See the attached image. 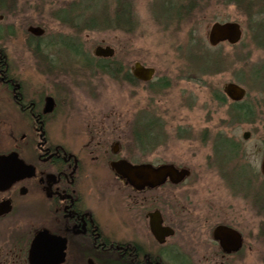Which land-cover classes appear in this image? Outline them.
I'll use <instances>...</instances> for the list:
<instances>
[{
    "label": "flooded vegetation",
    "instance_id": "1",
    "mask_svg": "<svg viewBox=\"0 0 264 264\" xmlns=\"http://www.w3.org/2000/svg\"><path fill=\"white\" fill-rule=\"evenodd\" d=\"M0 24V264H30L32 241L41 232L56 240V264H231L244 235L221 220L204 229L212 217L190 193V169L170 163L188 174L178 182L169 176L153 182L147 174L131 182L133 166L168 164L152 163V141L136 120L121 124L100 113L73 118L74 82L98 73L133 84L134 65L111 59L130 77L108 73L102 68L112 67L111 56L96 55V45L94 59L81 54L83 70L74 78L57 63L61 55L50 59L39 48L45 29L30 34L31 53L19 60L3 43L14 34ZM57 41L80 55L81 43ZM218 225L238 231V250L221 248L213 235Z\"/></svg>",
    "mask_w": 264,
    "mask_h": 264
},
{
    "label": "rangeland",
    "instance_id": "2",
    "mask_svg": "<svg viewBox=\"0 0 264 264\" xmlns=\"http://www.w3.org/2000/svg\"><path fill=\"white\" fill-rule=\"evenodd\" d=\"M74 1L77 6L70 15H78L75 20L81 21L75 28L56 17ZM105 2L110 7L114 0H14L7 13L0 12V23L8 24V33L14 34L3 42L7 52L13 59H27L32 43L27 27L40 25L45 29L38 41L42 53L50 59L53 54L61 55L63 61L57 63L74 78V73L81 70L82 55L94 59L93 48L98 44L114 48L109 65L118 62L130 69L139 63L152 68L148 82L136 79L129 84L95 71V77L78 79L76 82H84L72 85L74 120L96 113L119 118L121 124L136 120L138 130L152 141L149 158L153 164L173 163L190 169L186 179L187 184L194 185L190 193L204 202L209 209L205 212L212 217L211 222L203 223L204 229L210 231L221 220L244 235V246L229 257L230 263L264 264V177L260 172L264 147V33L255 38L248 30L235 46L226 42L210 46L207 32L213 21H243L244 16L233 4L212 2L206 6L205 1L189 18L168 22L161 15V0H130L134 30L103 29L102 24L90 19H99ZM64 39L72 45L81 43L80 55L64 46V41H57ZM54 40L56 45L51 44ZM201 45L219 53L216 68L210 70L189 55ZM157 80L168 84L149 88L147 83ZM227 82H238L246 88L243 100L253 110L251 122L234 120L228 98L221 104L214 98L213 94L222 92ZM74 124L75 129L78 124ZM245 131L249 133L247 139L242 136ZM220 139L230 142L235 151L229 155L217 153L214 146Z\"/></svg>",
    "mask_w": 264,
    "mask_h": 264
},
{
    "label": "trees",
    "instance_id": "3",
    "mask_svg": "<svg viewBox=\"0 0 264 264\" xmlns=\"http://www.w3.org/2000/svg\"><path fill=\"white\" fill-rule=\"evenodd\" d=\"M13 1L14 0H0V8H10V6H12L13 4ZM202 1H205L204 4H206V6H208L212 2L233 4L234 7L244 16L243 21H238L244 28L241 40H243L248 30L252 32V35L255 38L256 36L261 38V36L263 35L264 0H161V15H165L164 19L168 20V22L171 21L170 19H175L177 22H180V20H184L187 17L189 18L194 13V10L199 8ZM75 6H77V3H75L74 1L72 5L69 4L68 9H62L64 10L62 14L56 15V17L59 18L61 22L65 23L69 27L74 28L81 22L79 19L78 22L75 20L78 15H75V17L74 15H70L72 10L76 9L74 8ZM102 6L103 7L100 12L99 19L96 20L95 17H93L90 19V22H92V20H95L94 22L102 24L103 29L115 28L124 32H130L134 30L135 14L131 8L130 0H114L112 6L109 7L108 2L103 3ZM85 27L86 26H84V28ZM218 54L219 53L211 52L206 46L201 45L189 55L191 56V58L193 57L195 59L196 63L199 62L200 65L208 66V68L211 70L212 68H216L219 64ZM102 69L106 70L108 73L115 75L119 73V75H123V78L130 77L128 72L123 73L121 68L113 65L112 67H109L108 65H106V63H104ZM147 84L149 88L153 89L155 85H157V87H165L168 83L166 81L157 80L151 81ZM213 95L214 98L220 102V104L227 102V98L222 92L216 91ZM230 104L231 105H229L228 110L234 120L236 119L237 121H241L242 123L251 122V120L253 119V110L251 106L246 103V101H231ZM140 133L144 134V132ZM214 147L217 153L223 155H229L235 151V147L230 142L228 143L227 140H218ZM241 168L244 170L245 166L241 165Z\"/></svg>",
    "mask_w": 264,
    "mask_h": 264
},
{
    "label": "water",
    "instance_id": "4",
    "mask_svg": "<svg viewBox=\"0 0 264 264\" xmlns=\"http://www.w3.org/2000/svg\"><path fill=\"white\" fill-rule=\"evenodd\" d=\"M28 31L40 35L43 29L39 26L28 27ZM242 35V28L239 22L234 20H228L223 22H212L209 25L207 32V43L211 46H216L221 42H229V44H235L239 42ZM95 54L110 56L113 54V49L109 46H97L95 49ZM134 74L136 78L141 80H149L153 75V69L150 67H144L139 63L134 64ZM225 94L233 101L240 100L244 94L245 89L235 83L227 82L223 86ZM249 134L247 131L243 132L244 139H247ZM261 174L264 175V148L262 152V158L260 163ZM151 175L153 182H160L163 180L164 176H169V178L178 182L188 174L187 169L178 170L172 164H163L157 167L151 165H140L133 166L131 170L128 171L130 176V181L135 182L134 177H139L140 175ZM264 177V176H263ZM214 238L219 241L221 248L226 252L236 251L241 245L240 234L237 230L232 227L225 225H218L214 228ZM55 238L45 232L38 233L32 241L30 251H29V262L30 264H56L59 261L58 256L54 252L52 245L55 244Z\"/></svg>",
    "mask_w": 264,
    "mask_h": 264
}]
</instances>
